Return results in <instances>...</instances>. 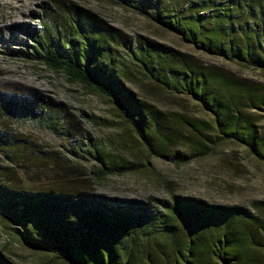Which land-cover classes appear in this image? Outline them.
Masks as SVG:
<instances>
[{
  "label": "trees",
  "instance_id": "1",
  "mask_svg": "<svg viewBox=\"0 0 264 264\" xmlns=\"http://www.w3.org/2000/svg\"><path fill=\"white\" fill-rule=\"evenodd\" d=\"M112 1L134 8L201 54L264 71V0ZM70 10L67 20L54 19L55 27L47 16L44 28L30 33L33 43L25 40L28 48L13 53L109 98L153 154L187 163L235 142L264 161L259 125L264 84L208 67L172 46L129 38L85 9ZM135 71L199 103L214 120L213 132L205 133L207 123L182 116L170 122L165 113L138 99L123 81ZM60 112L43 98L0 96V117L35 122L57 134L66 148L63 142H70L71 129ZM181 126L203 137L188 139ZM178 143L184 151L176 148ZM35 147L0 130L5 163L0 167V217L28 248L66 264H260L254 251H264V201L252 210L181 195L157 200L159 204L109 197L67 185L54 153ZM86 152L101 165L99 178L131 170L128 162L110 158L103 149L88 147ZM0 264L17 263L0 249Z\"/></svg>",
  "mask_w": 264,
  "mask_h": 264
},
{
  "label": "rangeland",
  "instance_id": "2",
  "mask_svg": "<svg viewBox=\"0 0 264 264\" xmlns=\"http://www.w3.org/2000/svg\"><path fill=\"white\" fill-rule=\"evenodd\" d=\"M70 7L91 12L129 38H148L172 46L208 67L228 71L241 80L264 84L263 70L201 54L177 34L134 8L112 0H0V96L43 98L52 102L61 109V119L71 129V134L70 142L64 141L66 148H63L57 134H50L28 119L16 117L18 121L14 123L0 117V130L27 139L30 146L36 144L35 148L45 153H54L58 170L63 171L67 185L74 184L109 197L153 204L181 195L210 204L242 205L255 210V203L264 201V161L255 157L246 146L225 142L209 154L187 163L158 156L149 152L139 136L123 122L115 103L109 98L40 61L13 53V50L28 48L25 40L33 43L30 33H39L47 16L52 17L53 20L47 22L53 27L54 19L60 23L67 20ZM123 81L138 99L165 113L170 122L176 116H182L193 122L207 123L205 133L213 132L212 116L190 97L169 91L136 71ZM259 125L264 131V118L260 119ZM179 129L188 139L203 137L197 131L191 132L182 126ZM78 146L82 148L78 150L80 154L76 152ZM88 147L103 149L110 158L128 162L131 170L99 178L96 171L101 165L87 154ZM176 148L185 150L180 143ZM4 166L0 157V167ZM32 173L33 168L30 169ZM0 249L17 264H66L53 254L28 248L14 237L1 217ZM254 256L258 263L264 264V251L256 250Z\"/></svg>",
  "mask_w": 264,
  "mask_h": 264
}]
</instances>
